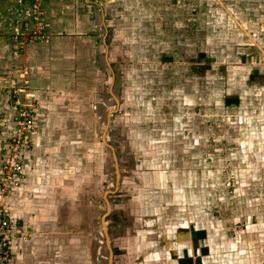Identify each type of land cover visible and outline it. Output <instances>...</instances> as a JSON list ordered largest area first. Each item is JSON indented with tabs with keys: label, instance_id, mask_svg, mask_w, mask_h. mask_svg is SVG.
<instances>
[{
	"label": "rangeland",
	"instance_id": "obj_1",
	"mask_svg": "<svg viewBox=\"0 0 264 264\" xmlns=\"http://www.w3.org/2000/svg\"><path fill=\"white\" fill-rule=\"evenodd\" d=\"M13 1L0 0V20L12 16ZM208 1L206 8L199 1L160 6L158 15L106 3L110 27L79 46L77 59L70 47L65 72L45 57L36 66L41 78L33 75L32 83L49 86L53 78L67 85L20 98L39 121L40 154L11 208L26 211L28 222L73 223L74 252H58L52 264H181L179 237L186 236L178 232H187L185 222L193 230L205 226L207 234L216 226L215 234L246 231L252 222L253 260L264 263V27L248 29L241 16L259 19L264 8ZM0 37L1 87L27 74L23 53L11 61V44ZM109 116L112 150L102 140ZM234 238L200 248L213 264H245L236 255L244 244Z\"/></svg>",
	"mask_w": 264,
	"mask_h": 264
},
{
	"label": "crops",
	"instance_id": "obj_2",
	"mask_svg": "<svg viewBox=\"0 0 264 264\" xmlns=\"http://www.w3.org/2000/svg\"><path fill=\"white\" fill-rule=\"evenodd\" d=\"M134 1V0H133ZM132 0H45L44 3V10H45V17H44V33L49 37L48 42H30L27 44H18L13 40L12 30L14 28L15 20H16V8H17V2L16 0L13 1V7H12V16H9L11 20L8 19V17H5L4 20H0V35L4 34L7 36L8 41L11 44V61L12 59H16V61L20 62V56L17 54L19 51L20 53H23L22 57L26 58L27 64H25L24 60V66L26 65L24 70V74H27V76H18V79H15V77L6 78V81L4 84L0 87V97L2 98L0 100H3V102H0V119L1 121V127H4L0 129V133L6 136L9 132L13 131L14 125L12 124V116L17 113L18 109H22L23 106H26L24 103L20 102V98H23V101L25 99L29 98V95H32V97L36 96L35 89H40L39 94H44L47 92V90H56L57 88H60V86H66V82H60L58 83L52 82V79L49 80V86L45 84V81L38 80L34 81L32 83V76L37 74L41 78L40 71L41 68H37L38 64L43 60V57H45L47 60L54 61L58 64L59 68H61V72H65L67 68V60L69 57L72 58V55H69L68 49L71 47L75 50V59L79 57L80 53H83L79 50V46H86L89 43V37L90 41L92 42L98 36L99 30L102 28L110 27V25H105V19H104V13L106 11L105 4L109 7H112L116 10H121L125 7L127 8H135V10L144 11L146 13L150 12L152 15L159 13L160 6H164L166 8H174L178 3L192 5L194 2H202L200 3L201 6H204V8L207 7V4L209 3L208 0H135L133 2ZM241 2V3H254L255 5H259V3L264 8V0H234V2ZM217 2L224 3L227 2V0H217ZM129 3V4H128ZM9 4V3H8ZM131 4V6H129ZM220 8V11L224 14L225 11H223L222 6H218ZM115 10V11H116ZM7 11H4L6 13ZM100 14V16H99ZM5 15V14H4ZM247 17H246V16ZM256 14L254 13H246L241 14L242 17L247 18L249 20V24L240 21V19H235L236 24L238 22H241V25L239 27H243L246 29L245 25L248 27V29L252 30H258V25L264 27V10L261 17L258 19ZM98 16L100 18H98ZM4 17V16H3ZM102 18V19H101ZM108 23V21L106 22ZM244 24V26H243ZM252 24V25H251ZM249 32V31H248ZM3 36V35H2ZM99 36H101L99 34ZM4 38L0 37V43L1 40ZM93 39V40H92ZM264 41V40H263ZM262 43L264 44V42ZM71 43V44H70ZM261 44V43H260ZM262 46V45H261ZM260 49H264V47H261ZM50 51V54H46ZM0 58L6 57V55H3L2 52H0ZM49 55L48 57L45 56ZM259 57V55H258ZM49 58V59H48ZM95 55H93L92 59L94 60ZM251 60L256 61L255 57ZM252 61V62H253ZM252 64L255 65L253 62ZM256 66V65H255ZM63 74V73H62ZM26 77V78H25ZM55 77V76H54ZM63 77V75H62ZM25 78V79H24ZM64 78V77H63ZM23 79V80H22ZM22 80V81H21ZM62 84V85H60ZM22 85V86H21ZM3 86V87H2ZM43 86V88H41ZM264 89V88H263ZM23 95V96H22ZM25 95V96H24ZM6 97V100L5 98ZM25 97V98H24ZM18 98V99H16ZM26 101V100H25ZM30 105V104H29ZM112 114V112H110ZM35 125V133L31 136L32 138V150L26 153V167L25 171L32 165V162L35 156L40 154L39 152H36V148L39 145V137L35 134L38 133V130L36 131L37 125V118L34 117ZM110 122L108 123V129L109 130ZM104 131V129H103ZM102 131V132H103ZM106 147L110 146L106 140ZM112 147V146H111ZM36 152V153H35ZM25 180V179H24ZM23 180V181H24ZM22 181V182H23ZM18 189V188H17ZM17 189L14 190V192L9 197V208L11 211V217L12 220L15 221V223L20 222L19 229H16L18 235L15 237L12 241L11 245V259L9 264H52L51 262H54L56 260V256L58 255V252H61V256L63 255H70V253L74 252V246H77V242L79 238L78 236H75L74 230L72 229L73 223L71 224L70 221H64V222H28L29 217L26 215V211L20 212V209H18V214L16 211H14L11 208L12 202H14L13 198L15 196V193L17 192ZM16 191V192H15ZM180 194L185 197V193L183 191H180ZM17 196V195H16ZM105 196H108L106 194ZM169 199V195H168ZM177 204L171 203V206L176 210ZM20 212V213H19ZM27 222L31 223L36 229L33 232H29L27 229L22 227L21 223ZM206 222H204L205 224ZM252 224V222H250ZM250 223L246 224V231L244 229H241L239 231L238 228H234V231H224V233L220 232V234H215L217 230L211 233L209 230L206 229L205 226L198 228V230H193V225H191L187 222L184 223V225H189L190 227L185 226V229L187 232L179 231L178 233H182L181 235L186 236V238L179 237V240H181V244L178 247H181V254L182 257H180V263L181 264H192V257L196 255V251L200 252L198 257L199 262L198 264H205L204 261L210 262L208 260L209 258H213L212 256H209L206 249L203 248L201 250V245H205L207 242H211L209 240H215L216 242H225V243H231V236H234L235 241H242L244 244V248L239 250L237 252V256H242L245 259H247V262L245 264H258L256 261L254 262L253 258H255L253 254V241L255 240L254 236H252L251 231L253 230L252 227L250 228ZM233 225V224H232ZM231 225V226H232ZM17 226V225H16ZM248 227V228H247ZM145 232H148L147 230H144ZM187 234L189 236H187ZM47 238H51L52 245L50 247L47 246ZM159 238V237H158ZM151 242L153 243V240L151 239ZM246 243V246H245ZM219 244V243H216ZM65 247V252L63 250V247ZM49 248L48 252L41 251L40 248ZM67 248V249H66ZM217 252V250H215ZM249 251V252H246ZM244 252V253H241ZM191 253V254H190ZM75 257H73L72 261ZM214 259H217L214 258ZM264 259V251L260 256V260ZM159 261V260H155ZM61 263V261H59ZM215 262V261H214ZM213 264V260L210 262ZM259 264H264L259 262Z\"/></svg>",
	"mask_w": 264,
	"mask_h": 264
},
{
	"label": "built area",
	"instance_id": "obj_3",
	"mask_svg": "<svg viewBox=\"0 0 264 264\" xmlns=\"http://www.w3.org/2000/svg\"><path fill=\"white\" fill-rule=\"evenodd\" d=\"M16 20L12 30L18 44L45 42V0H16ZM32 104L18 109L12 116L13 131L6 136L0 133V264H9L11 244L16 235V223L12 220L8 200L25 175L26 153L32 150L35 133ZM27 110V112H25Z\"/></svg>",
	"mask_w": 264,
	"mask_h": 264
},
{
	"label": "water",
	"instance_id": "obj_4",
	"mask_svg": "<svg viewBox=\"0 0 264 264\" xmlns=\"http://www.w3.org/2000/svg\"><path fill=\"white\" fill-rule=\"evenodd\" d=\"M110 122V116L108 117V122H107V124H106V126L104 127V131L102 132V140H103V143L106 145L107 143H106V132H107V129H108V123ZM108 148L109 149H113L111 146H108ZM107 194H109V193H107ZM105 201H106V199H105ZM107 208H109V204H108V202H107ZM108 211H109V209H108ZM105 217L106 216H104V218H102V224H103V227H104V232H105V235H106V241H107V243H108V234H107V228H106V225H105V223H104V220H105Z\"/></svg>",
	"mask_w": 264,
	"mask_h": 264
},
{
	"label": "flooded vegetation",
	"instance_id": "obj_5",
	"mask_svg": "<svg viewBox=\"0 0 264 264\" xmlns=\"http://www.w3.org/2000/svg\"><path fill=\"white\" fill-rule=\"evenodd\" d=\"M105 30V29H104Z\"/></svg>",
	"mask_w": 264,
	"mask_h": 264
}]
</instances>
